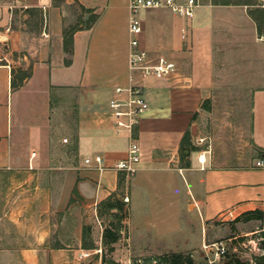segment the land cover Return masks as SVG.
Listing matches in <instances>:
<instances>
[{
  "label": "crops",
  "instance_id": "crops-1",
  "mask_svg": "<svg viewBox=\"0 0 264 264\" xmlns=\"http://www.w3.org/2000/svg\"><path fill=\"white\" fill-rule=\"evenodd\" d=\"M253 6L200 0L193 17L143 8L142 46L177 68L132 80L129 0H0V225H10L0 264H80L83 225L107 199L148 189H173L204 221L264 209V30ZM133 81L149 106L118 130L109 99ZM230 124L243 135L231 149ZM132 136L143 147L133 173L85 161L126 157Z\"/></svg>",
  "mask_w": 264,
  "mask_h": 264
},
{
  "label": "rangeland",
  "instance_id": "rangeland-1",
  "mask_svg": "<svg viewBox=\"0 0 264 264\" xmlns=\"http://www.w3.org/2000/svg\"><path fill=\"white\" fill-rule=\"evenodd\" d=\"M225 130L228 148L243 139L233 124L226 126ZM244 142L242 140V144ZM176 196V191L166 187H160L157 192L153 189H148L147 193L136 192L131 200L122 196L126 212L120 207L108 208L100 219L95 218L83 225V248L77 257L80 264H112V261L135 264V261H144L149 256L158 258L174 252L191 256L195 264H255L259 255L264 253V216L235 210L204 221L195 209V203L186 206ZM0 226L10 228V225ZM106 229L115 231L118 238L111 240V235H105ZM214 242L224 245L226 252L217 256L212 251L216 250ZM82 251L88 253L81 254ZM235 257L241 263L232 260Z\"/></svg>",
  "mask_w": 264,
  "mask_h": 264
},
{
  "label": "built area",
  "instance_id": "built-area-1",
  "mask_svg": "<svg viewBox=\"0 0 264 264\" xmlns=\"http://www.w3.org/2000/svg\"><path fill=\"white\" fill-rule=\"evenodd\" d=\"M200 0H129L130 21L129 29L131 33V49L129 54L130 78L134 80V76L145 77H168L176 71L177 62L175 59L165 53L152 54L149 49L142 46L140 35L143 29L142 17L140 11L148 7H169L174 13L193 17L196 13V7ZM259 5L264 7V0ZM47 17V14H46ZM47 34V32H44ZM117 91L126 90V97L112 96L109 99L111 113L114 116V122L117 129L126 128L133 130L134 124L138 121L139 115L149 106L148 99L144 92V86L140 82L133 81L130 85L123 87L117 86ZM202 140V138H200ZM143 156V147L137 137L132 136L129 144L128 155L124 158L108 162L102 153H96L92 156L85 157V161L89 166L100 169L113 167L120 170H126L133 173L137 170L139 162ZM201 162L206 160L204 153L198 156ZM257 165L264 166V156L259 158ZM216 244V250L212 249L217 256L226 252L224 245ZM88 253L82 251L81 254Z\"/></svg>",
  "mask_w": 264,
  "mask_h": 264
},
{
  "label": "trees",
  "instance_id": "trees-1",
  "mask_svg": "<svg viewBox=\"0 0 264 264\" xmlns=\"http://www.w3.org/2000/svg\"><path fill=\"white\" fill-rule=\"evenodd\" d=\"M218 2H229L230 0H215ZM239 1V0H237ZM245 2L247 3H253V4H257L256 7H253L250 9V13L253 15V17L257 20L258 22V28L260 32H263L264 30V8L258 4V2L255 1H251V0H245ZM261 6V7H260ZM72 30L73 27L66 30V36L67 33H69L70 35V41L72 40ZM13 84H15V81H13ZM187 135V133H186ZM106 203L108 204L109 208L112 207H120V208H124V212L127 211L126 207L124 206L123 202L120 199H116L115 201H112L111 199H107ZM244 214L246 213H254L259 215L260 217L264 216V209L262 208H254V209H249L243 212ZM241 215H239L237 218H239ZM105 235H111V240H116L118 238V235L115 231H112L111 229H106L105 230ZM262 236L264 238V227L262 229ZM264 246V243H263ZM234 261H236L237 263H241L240 259H238V257H235L234 259H232ZM112 264H118L116 261H112ZM135 264H195L194 260L191 256L189 255H184L181 252H174V253H166L163 254L161 257L155 258L153 256H149L146 257L144 259V261L138 262L135 261ZM227 264V263H225ZM242 264V263H241ZM255 264H264V253H262L261 255H259L258 260L256 261Z\"/></svg>",
  "mask_w": 264,
  "mask_h": 264
}]
</instances>
